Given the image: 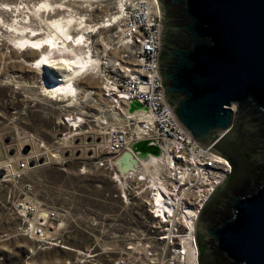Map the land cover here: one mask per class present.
<instances>
[{
	"label": "rangeland",
	"instance_id": "rangeland-1",
	"mask_svg": "<svg viewBox=\"0 0 264 264\" xmlns=\"http://www.w3.org/2000/svg\"><path fill=\"white\" fill-rule=\"evenodd\" d=\"M52 1L58 9H41L42 16H86L95 27L88 33L92 44L88 46L94 58L102 59L117 34L116 25L109 27L116 20L106 21L118 14L122 0ZM40 2L44 0H0V177L8 175L5 182L0 180V264H114L119 259L128 264H152L142 259L138 247V229L144 227L146 216L141 201L131 192L123 199L112 173L97 166L107 157L104 132L120 127L123 118L100 98V83L93 74L83 75L78 82L80 93L95 91L91 101L85 97L77 101L45 95L42 75L33 69L36 57L16 40L21 33L12 26H18L17 21L26 24L25 16L37 11ZM34 15H30L31 27L45 29ZM16 51L20 55L17 59ZM80 112L86 115L84 126L69 130L62 124L68 114ZM31 137L38 141L37 145L31 143ZM30 151L35 167L19 171V162ZM15 175H20L19 181L13 179ZM28 184L33 187L30 193L25 190ZM26 201L40 211L58 213V222L48 235L59 240V246L40 249L35 240L24 236V222L30 217L23 218L18 210ZM171 262L167 255L156 264Z\"/></svg>",
	"mask_w": 264,
	"mask_h": 264
},
{
	"label": "water",
	"instance_id": "water-1",
	"mask_svg": "<svg viewBox=\"0 0 264 264\" xmlns=\"http://www.w3.org/2000/svg\"><path fill=\"white\" fill-rule=\"evenodd\" d=\"M156 1L170 114L231 166L196 221L198 264H264V0Z\"/></svg>",
	"mask_w": 264,
	"mask_h": 264
},
{
	"label": "built area",
	"instance_id": "built-area-1",
	"mask_svg": "<svg viewBox=\"0 0 264 264\" xmlns=\"http://www.w3.org/2000/svg\"><path fill=\"white\" fill-rule=\"evenodd\" d=\"M117 13L116 21L109 26L117 27L115 42L105 50L95 77L100 83V98L111 104L116 115L123 118V124L104 132L107 157L97 166L112 173L123 199L127 193H134L144 207V227L138 229L142 259L156 264L170 255V264H187L189 249L197 248L195 227L200 212L231 175V166L213 146L199 145L170 114L158 72L160 14L157 1L122 0ZM95 94L89 89L85 98L91 101ZM130 105H137L138 110L145 113V120L126 114ZM86 121L85 113L80 112L68 114L62 124L74 130L84 126ZM140 136L163 148L165 163L155 181L141 169L124 175L118 168V160ZM31 143L37 145L38 141L31 137ZM32 152L19 162V171L35 167L31 165ZM7 176L4 173L0 180ZM13 179L19 181L20 175ZM25 190L32 192V185H26ZM19 207L20 216L30 217L24 222V236L35 240L40 249L59 246V240L48 235L58 222L57 212L40 211L28 201ZM114 264H128V261L119 259Z\"/></svg>",
	"mask_w": 264,
	"mask_h": 264
},
{
	"label": "bare ground",
	"instance_id": "bare-ground-1",
	"mask_svg": "<svg viewBox=\"0 0 264 264\" xmlns=\"http://www.w3.org/2000/svg\"><path fill=\"white\" fill-rule=\"evenodd\" d=\"M40 5L39 9L37 11H31L30 15L35 14L36 18L40 20L39 22L44 24L46 28L43 29L42 27L37 30L31 27L33 22L31 16L28 15L25 16V19H28L26 24L17 21L18 26H12V28H14L16 32L21 33V35H25L26 33L25 36L20 37L21 35H19V38H15L19 44L21 43L20 46H22V48L31 50L34 55L33 58L36 57L33 62L34 64L36 63V67L33 66L34 68H32L35 70L38 69L42 75L44 85L43 92L45 95H50L52 97H72L79 101L85 97L84 95L86 93L84 90L80 93L81 88L78 86V82L82 80L80 77L83 75L87 76V74H93L95 76V72L99 70L101 65L100 63L102 62L101 58H94L92 49L88 46V43L90 46L92 45L90 41L91 38L89 39L88 33L93 32L92 30L95 27L89 23L88 19H85L86 16H79L77 18V15H72L74 13L68 17L61 16L59 18H56L57 15H52L51 18L47 19L42 16V10L45 9L47 11L50 8L51 10L53 8L55 9L53 1L44 0V2H40ZM5 6L9 7L11 5L6 4ZM18 8L16 9L19 11ZM23 9L29 10V8L26 7ZM63 10L64 9H62V11ZM13 12H16L15 9ZM76 12L75 14H77ZM18 16L19 15L16 17ZM116 18L117 15L111 16V19L106 22H111ZM39 30L42 31V33H38ZM76 30H78V33L74 34V31ZM86 48L87 50H85ZM17 51L15 53L16 59L20 56ZM138 108L139 107L137 105H130L127 108V113H125L132 117L145 120V113L138 110ZM99 146H101V144ZM53 157L54 156L52 155V158ZM164 163L165 157L163 148L157 142L141 137L122 155V157L118 160L117 165L120 172L124 175L125 173L141 169L149 174L153 181H155L160 173V170L163 169ZM160 202L161 201L159 200L158 203ZM22 209H26L25 205H23ZM197 258L198 247L190 248L187 264H198Z\"/></svg>",
	"mask_w": 264,
	"mask_h": 264
},
{
	"label": "flooded vegetation",
	"instance_id": "flooded-vegetation-1",
	"mask_svg": "<svg viewBox=\"0 0 264 264\" xmlns=\"http://www.w3.org/2000/svg\"><path fill=\"white\" fill-rule=\"evenodd\" d=\"M222 146H224V144ZM224 153H225L226 156H228L230 158V160H231V162L233 164V168H234L232 178L230 179L229 183H227V185L232 187L233 189H236L237 191H243V186L248 182V180H246L247 178H245L242 181H240L239 183L234 185V183H235L234 180L237 177V160L226 149H224ZM246 160H247V158H245V154H244V152H242L241 153V161H242V163H244V164L248 163L249 164L250 162H247L248 160L247 161ZM251 169H254V166Z\"/></svg>",
	"mask_w": 264,
	"mask_h": 264
}]
</instances>
